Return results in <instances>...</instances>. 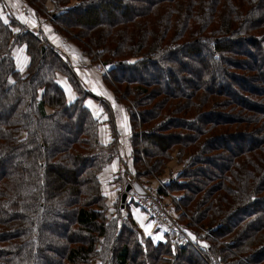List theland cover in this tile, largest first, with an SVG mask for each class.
<instances>
[{"label":"trees","instance_id":"1","mask_svg":"<svg viewBox=\"0 0 264 264\" xmlns=\"http://www.w3.org/2000/svg\"><path fill=\"white\" fill-rule=\"evenodd\" d=\"M49 1L53 30L124 88L109 82L131 111L125 159L137 180H159L192 240L156 223L153 238L135 199L104 193L118 143L100 140L106 121L74 69L0 0V264H264V0ZM151 68L159 77L138 75Z\"/></svg>","mask_w":264,"mask_h":264},{"label":"rangeland","instance_id":"2","mask_svg":"<svg viewBox=\"0 0 264 264\" xmlns=\"http://www.w3.org/2000/svg\"><path fill=\"white\" fill-rule=\"evenodd\" d=\"M3 3L7 6L8 11L16 16V21L25 25V27L35 30V35L39 36H46L47 39L43 41V46H53L52 49H54L57 53H59L61 59L63 62L67 63L69 67L74 69L75 75L77 80H79L80 87L83 88V90L87 91L92 97L97 96V99H91L88 97L87 101H90V105L99 113L103 112V117L106 120V122L99 128V138L100 140L107 145V143L115 141L117 144V150L119 152L118 155V162L112 163L110 169L112 172L115 170L117 171V174H120L121 180L115 177V179H110V184L108 185L107 182H103L102 189L105 194H109L111 198H115L116 201L118 197L122 199V194L126 190V185L128 183L131 184L130 189L128 190V197L127 200L133 199V195L136 193H139L143 186L147 192L152 196L153 194L156 196V198H159L161 201L162 199L157 196L153 191V188L157 183L159 182L158 179H150L146 180L147 182H144L143 180H137L135 174L133 173L131 166L129 165V160H126L125 155H121V151L123 150V147L121 145V137L125 138L130 133H132V120H131V111L130 107L123 101L116 97L114 90H112L109 87V82H111V85L113 88H117L121 92H124V88L122 90L117 87V84L115 81H113V78L108 74V66L104 63V60H99L97 62L90 61L89 57L84 53L82 49L79 48L78 44L80 45L79 41L78 44L69 39L67 36L73 35L72 32H65L63 34H59L58 31L53 30V26L51 24L50 18L53 17L52 11H53V4L49 0H43L48 7V12L50 14V17H44L41 13L38 14L37 11L33 10L31 8V3L29 0H2ZM32 1V0H31ZM76 2V0H73ZM37 6H41V3ZM2 6L0 7V14L6 19L5 12L2 11ZM41 9V8H39ZM102 13L100 12L98 19H102ZM46 23H49L50 27L45 26ZM44 25V26H43ZM46 27V28H45ZM237 48H244L243 45H236ZM26 47H16L14 50V55L17 59L18 67L22 70H25L27 63L30 60V56L27 54V51L25 50ZM135 59V58H132ZM153 71L154 77H159L156 73L158 72L155 68L151 69H143L138 73V75H145L149 76L148 72ZM163 75L161 74V79H163ZM69 81H67L68 83ZM70 84V83H69ZM70 87V85H68ZM72 87V86H71ZM79 87V90L81 89ZM74 92H76L74 90ZM96 94H95V93ZM90 96V97H91ZM128 99V98H126ZM97 101V102H96ZM103 103H106L107 111L104 109ZM97 106H100L97 108ZM134 107V106H133ZM2 110L0 109V113ZM135 112V111H134ZM113 120L110 122L107 120ZM109 124L106 126V124ZM65 140V136L61 138H57L55 141L57 144H61ZM13 163L10 161H6L1 166V169H9L12 166ZM118 165V166H117ZM168 170H165V172L162 174H168L171 170H176L178 168L176 159H172L171 162L168 164ZM107 174V173H105ZM117 185V191L115 190V186ZM151 187H153L151 189ZM153 192V194H152ZM165 199V198H164ZM172 200L170 197H167L165 199V203L167 204V210L172 216V219L176 221L178 213L174 210V204L171 202ZM120 203L122 204V200H120ZM161 203V202H160ZM163 203V201H162ZM161 203V204H162ZM164 204V203H163ZM162 204V206H163ZM164 204V206L166 205ZM121 207H123L121 205ZM112 210H116V208H112ZM144 218L148 219L149 216L144 213ZM59 218V217H58ZM121 218V217H119ZM151 219V218H150ZM60 221H56L55 223L51 224V229L53 232H61L63 228H59L58 224ZM143 228H151L154 229L155 222L149 221V222H143L140 223ZM180 224V223H179ZM181 227H183L182 224H180ZM156 228V227H155ZM160 228V227H159ZM162 229V228H161ZM185 229V228H184ZM186 230V229H185ZM165 231V230H164ZM187 232V231H186ZM187 234H189L187 232ZM193 235V234H192ZM159 238L161 236L157 235ZM165 236V235H164ZM195 236V235H193ZM196 237V236H195ZM176 238V237H174ZM178 240L185 241L183 238L178 237ZM176 238V239H177ZM203 242V241H202ZM180 243V242H179Z\"/></svg>","mask_w":264,"mask_h":264},{"label":"built area","instance_id":"3","mask_svg":"<svg viewBox=\"0 0 264 264\" xmlns=\"http://www.w3.org/2000/svg\"><path fill=\"white\" fill-rule=\"evenodd\" d=\"M147 191L148 190H146L143 186V189L139 193L134 194L133 198L142 208L148 212V214L159 226L166 230L168 229V231L175 232L177 235L181 236V238L190 240L186 230L181 227L177 221L172 219L171 214L164 206L162 201L159 198H156V196L153 194L154 191L152 192V196ZM160 202L163 204V206Z\"/></svg>","mask_w":264,"mask_h":264},{"label":"crops","instance_id":"4","mask_svg":"<svg viewBox=\"0 0 264 264\" xmlns=\"http://www.w3.org/2000/svg\"><path fill=\"white\" fill-rule=\"evenodd\" d=\"M44 26V25H43ZM45 26H47V27H50V25H49V23H46L45 24ZM46 28V27H45ZM27 29H29L28 27H27ZM29 30H31V29H29ZM31 31H35V30H31ZM95 93V92H94ZM96 94V93H95ZM75 92H74V90H69V92H68V97H69V99L70 100H73L74 98H75ZM97 97V96H96ZM89 98H91L92 100L93 99H95V97H89ZM88 99V98H87ZM96 100V99H95ZM97 102V101H96ZM86 104L93 110V112L95 113V115H97V116H99L100 117V119H103V121L105 120L104 119V117H103V112H98V111H96L90 104V101H87L86 100ZM98 107H100V106H97V108ZM104 107V106H103ZM105 109V108H104ZM106 121V120H105ZM105 122H103L102 123V125L104 124ZM107 125H109L108 123L106 124V126ZM131 134L132 133H130L129 132V134H127L128 136L127 137H125V138H122L121 137V145H122V147H123V150L121 151V155L123 154H126V155H128V153L130 152V145H131V143H130V136H131ZM126 155H125V157H126ZM127 158V157H126ZM117 164L119 165V162H117ZM105 173H107V174H105ZM111 173H112V171H111V169H108V170H106L105 172H104V175H103V179H104V182H107L108 183V185L110 184V182H109V180L110 179H112V177H111ZM117 185L115 186V190L117 191ZM128 201V200H127ZM126 201V202H127ZM126 204V203H125ZM125 206V205H124ZM124 206L122 207V208H124ZM135 215H137V214H135ZM138 216V218H139V221H140V223H143V221H144V217L143 216H139V215H137ZM141 229H143V231L146 233V234H148L149 232H151V234H153V229L151 230V228H141ZM159 233V232H158ZM157 235H159V236H161L162 237V235L161 234H153V238L155 237L156 239H160Z\"/></svg>","mask_w":264,"mask_h":264},{"label":"water","instance_id":"5","mask_svg":"<svg viewBox=\"0 0 264 264\" xmlns=\"http://www.w3.org/2000/svg\"><path fill=\"white\" fill-rule=\"evenodd\" d=\"M43 50H44V46H43V48H42ZM126 190L123 192V194H122V206H124L125 205V203H126V201H127V197H128V190L130 189V187H131V184L130 183H128L126 186Z\"/></svg>","mask_w":264,"mask_h":264},{"label":"snow or ice","instance_id":"6","mask_svg":"<svg viewBox=\"0 0 264 264\" xmlns=\"http://www.w3.org/2000/svg\"><path fill=\"white\" fill-rule=\"evenodd\" d=\"M0 20H3V16H2V15H0ZM3 22H4V23H8L7 20H3ZM148 234L151 235V232H149ZM160 238L162 239L163 237H160Z\"/></svg>","mask_w":264,"mask_h":264}]
</instances>
